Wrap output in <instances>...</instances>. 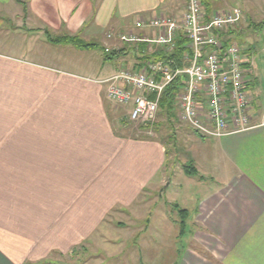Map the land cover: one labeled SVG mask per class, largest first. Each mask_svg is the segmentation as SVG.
I'll list each match as a JSON object with an SVG mask.
<instances>
[{
	"label": "crops",
	"instance_id": "crops-1",
	"mask_svg": "<svg viewBox=\"0 0 264 264\" xmlns=\"http://www.w3.org/2000/svg\"><path fill=\"white\" fill-rule=\"evenodd\" d=\"M185 3L0 0V16L34 38L61 45L79 41L90 45L77 48L81 51L97 49L105 59L124 62L107 73H101L103 65L98 73L92 66L79 73L35 61L53 56L45 47L23 48L19 39L11 38L10 53L0 51V264H64L61 256L75 252L100 226L110 232L107 214L128 215L126 209L143 189L170 185L162 174V141L129 135V107L106 99L104 81L122 68L161 59L154 31L138 29L134 22L180 13ZM129 32L137 38H126ZM244 52L253 94L251 128L205 137L178 114L181 127L172 128L175 113L158 110L166 118L155 129L164 123L173 136L195 146L190 163L204 188L186 219L197 226L195 238L217 258V263L195 261L194 250L187 248L190 259L183 254L178 264H264V63L253 59L250 47Z\"/></svg>",
	"mask_w": 264,
	"mask_h": 264
},
{
	"label": "rangeland",
	"instance_id": "rangeland-1",
	"mask_svg": "<svg viewBox=\"0 0 264 264\" xmlns=\"http://www.w3.org/2000/svg\"><path fill=\"white\" fill-rule=\"evenodd\" d=\"M208 1L211 12L228 11L234 7L242 10L243 18L237 19L235 24L224 29V39L236 43L243 49L250 47L253 59L257 63H264V0ZM202 2L206 10L204 0ZM17 30L18 32H16ZM11 38H15V41L19 39V44L23 48L26 46L29 48L32 46L36 48L45 47L48 50L47 52L53 56L48 61L41 60L39 57L37 58L39 60L35 59V61L79 73H84L92 68L94 73H98L102 65L101 73H107L124 63L116 57L105 59L97 49L81 51L77 48L84 49L87 47L82 46L80 43L61 45L59 43L55 44V42L49 43L46 37L34 38L26 29L15 28L14 21L9 20L8 16L1 15V52L10 53L9 43ZM31 50L34 52L33 48ZM179 92L180 90L174 95L173 100L175 116L170 119L173 120L175 126L172 128L179 125L181 127V123L177 122L179 109L176 108L175 104ZM114 111L117 113V108ZM163 118H166V116L158 112L150 132L139 130L137 124L128 121V133L133 138L145 136L153 139L155 137L162 141L161 143L166 152L162 174L166 176V181L168 180L170 185L163 190L154 192L148 190V188L143 189L142 194L135 200V203L126 209L128 215L126 211H123V214L116 211L107 214L110 225L105 224V226L110 229V232L108 230L105 232L100 226L97 231L92 233L91 238L85 239L81 246L75 249V252L61 256V262L64 264H178L183 254L186 260L190 259L191 253L185 252L188 248L194 250L195 261H203L204 259L217 263V258L208 251L206 245L195 238L197 235L195 223L186 218L182 219V215L178 213V210L186 209L189 213L188 217L193 216L195 198L202 193V188H204L198 186L196 175H189L182 168L183 166H191V157L194 156L196 151L195 146L193 147L191 143L185 142L180 137L173 136L170 127L164 123L159 124L158 128L155 129V124L161 122V120L163 121ZM207 147L210 146L207 145ZM204 171H206V168ZM219 171H222L220 167ZM210 175L215 174L212 171ZM214 177L219 179L221 173L219 172V176L217 174ZM146 200H148L147 204L140 205L138 203ZM181 219L185 222L183 232L180 224ZM119 224H125L129 228H122ZM96 234L102 235V237H98Z\"/></svg>",
	"mask_w": 264,
	"mask_h": 264
},
{
	"label": "built area",
	"instance_id": "built-area-1",
	"mask_svg": "<svg viewBox=\"0 0 264 264\" xmlns=\"http://www.w3.org/2000/svg\"><path fill=\"white\" fill-rule=\"evenodd\" d=\"M242 15L239 8L207 13L202 0H186L180 13L137 18L134 26L151 28L154 40L166 55L182 39L186 48L181 56L184 65L173 66L175 62L169 58L146 60L137 69L122 68L104 81L106 99L129 107V121L137 124L139 130L150 132L162 92L181 77L175 103L178 117L194 133L220 137L251 128L248 109L253 94L246 68L249 60L243 48L223 36L224 29ZM125 36L130 40L137 38L132 32Z\"/></svg>",
	"mask_w": 264,
	"mask_h": 264
},
{
	"label": "trees",
	"instance_id": "trees-1",
	"mask_svg": "<svg viewBox=\"0 0 264 264\" xmlns=\"http://www.w3.org/2000/svg\"><path fill=\"white\" fill-rule=\"evenodd\" d=\"M20 2V0H16ZM205 5H206V11L207 13L211 12V7L210 4L205 0ZM227 41V40H226ZM73 43H80L79 41L73 40ZM82 46L85 47H90L89 44H81ZM185 43L182 39H178L174 48V51L170 55H166L163 52V56L161 59L168 61L169 58H173L175 64L173 66H179L182 67L184 65L181 56L183 55L185 51ZM109 58V56H107ZM181 90V77H177L175 80L170 82L162 92L160 99H159V109L165 111L168 114L173 113L174 111V105H173V100H174V95ZM183 171L189 175H194L196 172L195 167L191 164V166H183ZM190 168V169H189ZM178 213L182 215V219L186 218L187 210L186 209H180L178 210ZM181 219L180 224L182 226V232L185 228V222Z\"/></svg>",
	"mask_w": 264,
	"mask_h": 264
}]
</instances>
